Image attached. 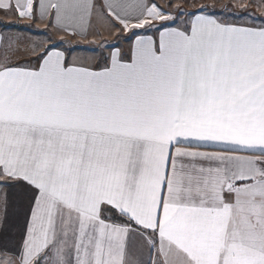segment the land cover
<instances>
[{
    "label": "snow or ice",
    "instance_id": "snow-or-ice-1",
    "mask_svg": "<svg viewBox=\"0 0 264 264\" xmlns=\"http://www.w3.org/2000/svg\"><path fill=\"white\" fill-rule=\"evenodd\" d=\"M236 6L0 0V264H264V22ZM97 11L95 64L17 23Z\"/></svg>",
    "mask_w": 264,
    "mask_h": 264
},
{
    "label": "rangeland",
    "instance_id": "rangeland-1",
    "mask_svg": "<svg viewBox=\"0 0 264 264\" xmlns=\"http://www.w3.org/2000/svg\"><path fill=\"white\" fill-rule=\"evenodd\" d=\"M172 2H173V4L183 3V6H184V8L186 10H191V7H192L193 3H195L197 5L200 4V3H209V4L216 3L217 7H219L220 5H223V4H225L227 2V3H229V4L234 6L231 9L232 12L241 11V9L239 7H237L236 5H238V4H246V5H248V7L246 8V11L248 13L252 14V17L254 19L255 24L257 26H259L262 22H264V19H262V18H264V2H261L260 0H187L186 3H184V0H172ZM155 3H157L161 7H164L165 4H166V0H155ZM165 10L168 11L169 9L165 8ZM224 18L225 19H229V20L234 19L233 17H231L230 15H227V14L225 15ZM7 19H12V17H5L3 15H0V20H7ZM242 19L247 20V17H243ZM178 22L179 21H177V23ZM248 22L251 23L253 21L248 20ZM17 23L20 26V28L22 30H24V35L28 39L36 41V42L40 43L42 46L47 43V40H46L45 35H41L40 33H45L47 35V37H49L52 41H54V39H55V33H53L50 28H45V29L39 28V29H37L36 27L33 26V23H31L30 21H26V20L25 21H18ZM166 23H169V22H166ZM29 24H31L32 33H29L26 29H24V26L25 25H29ZM96 24H97L96 20H93L92 26L96 27V29H99L96 26ZM118 27H119V25H117V28ZM12 34L15 35L16 31L14 30ZM116 35H117L116 28H113L111 25H107V26H105L104 31L99 33L98 37H93V39L90 38V41L89 42L85 41V43H87V45H91V46H93V44H96V46L98 48V45H100V43L103 42V41L112 42L115 39ZM119 35L123 36V35H126V34H124L121 31L119 33ZM71 43L74 44V45L76 44L77 46H79V47H75V51L79 52L80 49H81L80 48V43L81 42H79V39L74 38V39H72L70 41H66V42L65 41H60L59 42L60 46L63 47V48L71 47ZM89 48L86 49V50H89L88 51L89 54L93 55V56H96V53L100 51V48H98V49L94 48L95 51H92L93 49L91 47H89ZM106 52H107V49H105V53ZM81 60L84 61V59H81Z\"/></svg>",
    "mask_w": 264,
    "mask_h": 264
},
{
    "label": "crops",
    "instance_id": "crops-1",
    "mask_svg": "<svg viewBox=\"0 0 264 264\" xmlns=\"http://www.w3.org/2000/svg\"><path fill=\"white\" fill-rule=\"evenodd\" d=\"M261 2H264V0H260ZM93 20H96V26L99 28V29H96V27H93L92 26V22ZM47 23V21H44V22H40V21H37L36 23H33V26L36 27L37 29L39 28H42V29H45V28H50L51 31L53 33H55V39L54 41L56 42H60V41H70L74 38H77L79 39V42L80 43V51H73L72 55L74 57H79L80 59H84L83 62H86V63H91V64H95L96 63V56H93V55H90L89 54V50H86L88 49L89 47H91L93 50L94 48L95 49H98L99 48V45H98V48L96 46V44H93V46L91 45H87V43H85V41H90V38L93 39V37H98L99 36V33L100 32H103L104 29H105V26L107 25H110L109 22L103 18L100 17L99 15V12L97 11L96 13H94V15L92 16L91 18V21L89 23V25L87 26V31H88V35L86 37H81L79 35H76V36H72V35H69L67 34L66 32H63V31H58L56 30L55 28H52V27H45V24ZM112 23H115V21H113ZM171 26H175V25H171ZM101 30V31H100ZM136 31H140V30H136ZM63 36V37H62ZM69 38V39H68ZM74 44L71 43V46H73ZM76 45V44H75ZM86 46V47H85ZM61 47V46H60ZM120 47L121 49H123L124 51H127V48H128V44L127 43H121L120 44ZM66 48V47H65ZM61 49H63V47H61ZM85 49V50H84ZM90 49V48H89ZM107 55V52L105 53Z\"/></svg>",
    "mask_w": 264,
    "mask_h": 264
},
{
    "label": "trees",
    "instance_id": "trees-1",
    "mask_svg": "<svg viewBox=\"0 0 264 264\" xmlns=\"http://www.w3.org/2000/svg\"><path fill=\"white\" fill-rule=\"evenodd\" d=\"M227 3V2H226ZM74 47H79V46H77V45H73ZM72 47V46H71Z\"/></svg>",
    "mask_w": 264,
    "mask_h": 264
}]
</instances>
